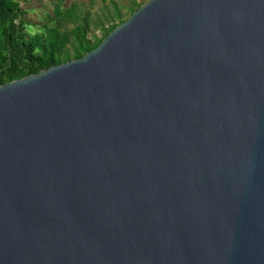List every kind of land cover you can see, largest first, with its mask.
<instances>
[{
	"label": "water",
	"instance_id": "1",
	"mask_svg": "<svg viewBox=\"0 0 264 264\" xmlns=\"http://www.w3.org/2000/svg\"><path fill=\"white\" fill-rule=\"evenodd\" d=\"M0 264H264V0H146L0 85Z\"/></svg>",
	"mask_w": 264,
	"mask_h": 264
},
{
	"label": "trees",
	"instance_id": "2",
	"mask_svg": "<svg viewBox=\"0 0 264 264\" xmlns=\"http://www.w3.org/2000/svg\"><path fill=\"white\" fill-rule=\"evenodd\" d=\"M108 1L112 5L107 27L101 37L91 41L88 37L86 20L77 22L70 30L61 31L57 26L50 27L45 34H35L25 39L21 31L23 23L21 9L17 0H0V85L37 73L71 59H77L94 49L110 31L122 23V9L116 0ZM146 0H130L125 6L129 15ZM73 8L62 11L57 7L54 18L60 20L72 14ZM75 21V20H74ZM73 39V43L71 38ZM72 43L71 54L64 47Z\"/></svg>",
	"mask_w": 264,
	"mask_h": 264
},
{
	"label": "rangeland",
	"instance_id": "3",
	"mask_svg": "<svg viewBox=\"0 0 264 264\" xmlns=\"http://www.w3.org/2000/svg\"><path fill=\"white\" fill-rule=\"evenodd\" d=\"M21 9V31L28 39L35 34H45L50 27H58L61 31L72 29L77 22L86 20L88 23L87 37L94 41L101 37L103 28L107 27L110 15L113 14L112 5L102 0H17ZM122 9L123 18L129 16L125 8L130 0H116ZM59 7L62 11L73 8L72 14L60 20L54 18V11ZM75 20V21H74ZM72 43L73 39L70 38ZM72 43L64 49L71 54Z\"/></svg>",
	"mask_w": 264,
	"mask_h": 264
}]
</instances>
